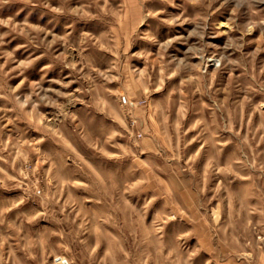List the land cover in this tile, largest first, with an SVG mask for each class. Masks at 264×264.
Here are the masks:
<instances>
[{
  "label": "rangeland",
  "instance_id": "rangeland-1",
  "mask_svg": "<svg viewBox=\"0 0 264 264\" xmlns=\"http://www.w3.org/2000/svg\"><path fill=\"white\" fill-rule=\"evenodd\" d=\"M0 264H264V0H0Z\"/></svg>",
  "mask_w": 264,
  "mask_h": 264
}]
</instances>
